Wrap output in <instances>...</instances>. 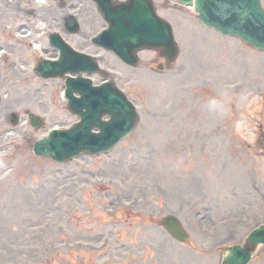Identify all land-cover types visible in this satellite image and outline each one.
Segmentation results:
<instances>
[{
	"label": "rangeland",
	"instance_id": "1",
	"mask_svg": "<svg viewBox=\"0 0 264 264\" xmlns=\"http://www.w3.org/2000/svg\"><path fill=\"white\" fill-rule=\"evenodd\" d=\"M2 2L0 0V11L4 10ZM156 2L160 13L175 24L182 52L172 73V70L166 72L170 74L165 78L153 74L156 75L153 90H140L135 101L141 122L110 154L83 157L67 165L35 156L32 147L36 140L46 135L48 129L67 127L76 118L69 114L60 92L57 94L62 82L43 80L32 71L42 53L50 56L44 44L38 50H29L31 55L26 46L13 49L15 55L6 59L9 63L5 70L10 73L13 94L14 83L19 82L21 75L17 69L19 61L29 74L25 86L32 92L33 85L42 89V95L37 98H23L27 111L43 116L46 125L37 130L27 125L26 131L12 136L10 172L1 173L0 199L6 192H16L24 196L25 203L20 211L15 206L9 208V221L4 215L0 216V264H68L71 243L94 238V230L110 218L107 208L118 194L126 196V202L128 196L143 197L140 210L148 212L145 216L154 217V221L168 209L180 212L182 208L173 202L165 208L157 198L163 192H172V195L179 192L187 197L180 213L191 222L193 236L187 250L193 261L196 256L190 251L198 248L201 252L202 248L196 245L200 235L191 213L201 212L203 205L216 212L225 207L236 217L248 213L253 227L264 222V148L254 140L255 134H264V53L208 29L190 7H182L176 1ZM45 5L33 2L28 7L42 12L45 7L41 6ZM116 62V58L108 55L110 65ZM5 87L10 88L8 82ZM173 90L189 104L185 118L187 130L182 132L185 141L179 143L177 134L166 136L161 132L156 119L160 112L166 111L169 97L173 99L170 96ZM13 103L17 102L13 100ZM15 109L21 113L26 110ZM190 186L194 188L188 190ZM139 189L147 192L139 193ZM222 213L215 214L213 219L217 220ZM2 224H6L5 227ZM107 228L115 230L117 227L107 224L97 234L105 233ZM232 232L231 229L230 234ZM222 235L218 232L212 237ZM100 238L97 237L95 243ZM98 245L91 247L92 255L103 253ZM111 245L104 250L108 255L132 253L133 245L119 246L116 239ZM207 246L212 249L209 252L214 258L215 249ZM5 247L9 248L6 253ZM82 247L76 250L85 254ZM263 254L264 249L257 259Z\"/></svg>",
	"mask_w": 264,
	"mask_h": 264
},
{
	"label": "bare ground",
	"instance_id": "2",
	"mask_svg": "<svg viewBox=\"0 0 264 264\" xmlns=\"http://www.w3.org/2000/svg\"><path fill=\"white\" fill-rule=\"evenodd\" d=\"M42 1V0H41ZM194 38L197 39L198 37L196 35H194ZM192 42V41H191ZM186 58V56L184 57ZM191 65H195L194 62H191ZM27 78H29L28 76H26ZM26 81H25V77L20 76L19 78V82L17 84L14 83V87H15V93L13 98H15L16 96H19L17 98H15V100H23L24 96H31L34 98L39 97L40 95H42V89L40 87H38L37 85H33V92L32 89L29 88L26 85ZM170 92H168V94H170ZM177 91H172V94H170V96H173V99H171L169 97V95H167V97H169V102L167 103L168 107H166V111H162L160 112L157 116L156 119L158 121V123L160 124V128H161V132L164 135H170L175 133V135L177 134L180 138L181 141H184V139L181 137L183 135L182 132H177L178 130H182L186 121L184 120H180L179 116H185L187 113V109H188V100H182V95L180 94V97L177 96ZM14 104L12 103L11 105H8L4 108V112L7 113L9 112L11 109H13ZM13 134V133H11ZM10 133L8 134H4L3 138L0 140V152L2 150V143L5 139L8 138L7 135H11ZM24 196H22V194L20 193H11V194H7L4 196L3 198L0 199V216L4 215L6 221H9V215H10V211L9 208L11 206H15L19 211L22 210V208H24ZM211 213V212H210ZM211 215V214H210ZM188 226L190 225V221H187ZM6 224H2L3 227H5ZM5 250L8 251V248L5 247Z\"/></svg>",
	"mask_w": 264,
	"mask_h": 264
},
{
	"label": "water",
	"instance_id": "3",
	"mask_svg": "<svg viewBox=\"0 0 264 264\" xmlns=\"http://www.w3.org/2000/svg\"><path fill=\"white\" fill-rule=\"evenodd\" d=\"M239 1H245V0H236V2L237 3H239ZM232 4H233V2L231 1V2H229L228 4H227V6H226V9H225V13H229L231 10H232ZM207 23H209L210 25H213V26H215L216 28H218L219 30H221L222 32H224V33H231L232 31H226L225 29H227V28H224L223 26H218L219 24H217V25H214V24H216V23H213V22H207ZM245 31L247 32V33H249L251 30H250V28L249 27H245ZM163 45H166V46H171L172 44L171 43H169V44H163ZM69 135V134H68ZM58 137H55V138H53L52 139V145H56V143H57V141H58ZM49 144L50 143H46V144H44V145H41L42 147H45V149L43 150V152H47V151H51V148L49 147ZM59 145H57V147H58Z\"/></svg>",
	"mask_w": 264,
	"mask_h": 264
},
{
	"label": "clouds",
	"instance_id": "4",
	"mask_svg": "<svg viewBox=\"0 0 264 264\" xmlns=\"http://www.w3.org/2000/svg\"><path fill=\"white\" fill-rule=\"evenodd\" d=\"M213 107H215V102H213Z\"/></svg>",
	"mask_w": 264,
	"mask_h": 264
}]
</instances>
